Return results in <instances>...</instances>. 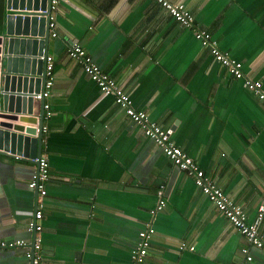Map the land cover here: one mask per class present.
Listing matches in <instances>:
<instances>
[{"label": "crops", "instance_id": "1", "mask_svg": "<svg viewBox=\"0 0 264 264\" xmlns=\"http://www.w3.org/2000/svg\"><path fill=\"white\" fill-rule=\"evenodd\" d=\"M172 1L185 4L196 26L246 71L257 68L264 84V0ZM5 9L0 0V16ZM53 16L54 85L46 100L53 116L44 120L42 154L52 179L40 203L29 188L35 166L0 154V240L30 241L27 223L43 204L44 264H131L148 226L155 233L145 264H264V252L248 244L68 50L80 44L251 221L264 198L262 103L154 0H62ZM161 186L167 206L153 217ZM182 243L195 251H180ZM26 253L3 251L0 264H29Z\"/></svg>", "mask_w": 264, "mask_h": 264}, {"label": "built area", "instance_id": "2", "mask_svg": "<svg viewBox=\"0 0 264 264\" xmlns=\"http://www.w3.org/2000/svg\"><path fill=\"white\" fill-rule=\"evenodd\" d=\"M62 0H51L52 12H56ZM161 6L172 18L181 26L192 30L195 39L201 44L204 50L210 52L215 62L221 64L228 70L229 74L235 79L242 81L246 89L252 93L264 106V84L256 78L257 68L250 66L245 70L244 63L233 59L228 53L223 52L219 46V41L213 34L205 29L196 26V20L193 13L183 3H175L172 0H154ZM51 31L53 37H57L55 17L51 16ZM68 57L80 65L85 74L99 87L101 92L106 96H111L115 104L121 108L129 120L140 127L145 137L151 140L155 146L169 158L172 163L185 172L195 182L197 188L208 198L226 220H228L247 240L248 244L264 252V234L260 232V226L264 222V198L258 208L257 215L253 221L248 217L244 208L230 199L223 190L218 187L216 181L206 174L186 152L178 147L172 140L170 133L162 126L153 121L146 111L138 110L134 107L131 96L116 82V80L106 73L87 51L80 44H73L68 50ZM46 63L45 74L46 82L44 90L35 96L37 101L45 100L44 120L53 116L51 105L46 102L49 99L54 85V57L50 54L43 58ZM43 133H49L47 126L43 127ZM25 159V158H24ZM35 166V174L29 182V188L34 190L42 199L47 196V183L51 181L52 175L50 164L46 157L25 159ZM159 199L158 206L151 213L154 217L167 206L164 199V187L161 186L157 191ZM37 210L27 223V231L31 234L32 239L26 240H0V253L6 250L25 249L29 264H44L43 247L40 234L43 232L42 221L44 218L43 204L37 205ZM155 231L152 226L140 233L139 241L136 244L131 257V264H145L149 249L151 247V238ZM189 249L195 251V247L188 248L186 243H182L180 251ZM247 256L248 261H252L248 248L242 250Z\"/></svg>", "mask_w": 264, "mask_h": 264}, {"label": "water", "instance_id": "3", "mask_svg": "<svg viewBox=\"0 0 264 264\" xmlns=\"http://www.w3.org/2000/svg\"><path fill=\"white\" fill-rule=\"evenodd\" d=\"M5 1L0 35V154L41 158L45 100L37 101L35 96L46 82L43 58L49 54L51 0Z\"/></svg>", "mask_w": 264, "mask_h": 264}, {"label": "trees", "instance_id": "4", "mask_svg": "<svg viewBox=\"0 0 264 264\" xmlns=\"http://www.w3.org/2000/svg\"><path fill=\"white\" fill-rule=\"evenodd\" d=\"M4 27H5L4 26V15L1 14L0 16V35L4 33Z\"/></svg>", "mask_w": 264, "mask_h": 264}, {"label": "clouds", "instance_id": "5", "mask_svg": "<svg viewBox=\"0 0 264 264\" xmlns=\"http://www.w3.org/2000/svg\"><path fill=\"white\" fill-rule=\"evenodd\" d=\"M45 135V134H44ZM11 154V153H10ZM23 159H24V157H23Z\"/></svg>", "mask_w": 264, "mask_h": 264}]
</instances>
